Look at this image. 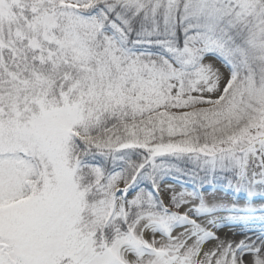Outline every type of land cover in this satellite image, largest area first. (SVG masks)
<instances>
[{
    "label": "snow or ice",
    "instance_id": "6c2138e0",
    "mask_svg": "<svg viewBox=\"0 0 264 264\" xmlns=\"http://www.w3.org/2000/svg\"><path fill=\"white\" fill-rule=\"evenodd\" d=\"M0 264H264V0H0Z\"/></svg>",
    "mask_w": 264,
    "mask_h": 264
}]
</instances>
